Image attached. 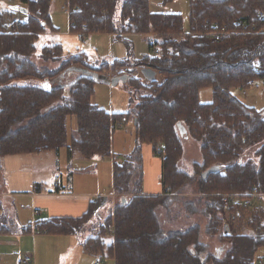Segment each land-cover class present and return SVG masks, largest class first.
Segmentation results:
<instances>
[{
    "label": "trees",
    "instance_id": "trees-1",
    "mask_svg": "<svg viewBox=\"0 0 264 264\" xmlns=\"http://www.w3.org/2000/svg\"><path fill=\"white\" fill-rule=\"evenodd\" d=\"M20 1L27 7L26 21L0 13V157L65 147L71 158H107L113 155L116 123L125 118L135 148L113 165L112 189L120 198L108 207L96 239L86 242L89 249L103 251L98 253L114 264H257L256 253L264 247V200L225 208L222 198L264 194V109L248 106L232 93L264 81V0H189L186 21L179 13L151 12L149 0H63L71 33L82 40L106 33L127 46L126 58L100 66L83 51L65 54L59 43L38 52L41 34L56 31L50 0ZM222 27L228 36L221 40L206 36ZM126 34L148 35V53L141 59L133 57ZM34 54L58 66L41 67L31 60ZM132 66H148L162 79L142 84L129 76ZM73 67L95 75L85 73L76 80ZM103 69L119 70L114 78L124 77L134 104L128 112L110 113L91 102L96 83L109 79L100 74ZM208 87L212 100L201 103L198 93ZM179 126L200 143L201 161L190 173L178 165L183 154ZM68 131H73L70 137ZM146 144L161 159L160 195L142 193L141 148ZM159 145L162 153L156 152ZM193 181L197 193L208 196L206 233L221 240L218 253L200 242L198 225L170 231L161 227L157 209L167 207ZM95 213L91 203L80 218L50 219L35 228L53 235L79 232ZM106 236L112 238L109 244Z\"/></svg>",
    "mask_w": 264,
    "mask_h": 264
},
{
    "label": "crops",
    "instance_id": "crops-1",
    "mask_svg": "<svg viewBox=\"0 0 264 264\" xmlns=\"http://www.w3.org/2000/svg\"><path fill=\"white\" fill-rule=\"evenodd\" d=\"M64 8H66L65 2H64ZM188 12H189V9H188ZM66 13L68 16L67 11ZM68 24H69V17H68ZM54 28L56 27L54 26ZM69 31H70V24H69ZM56 33H59L57 28H56V31H47L41 34L40 38L46 35H55ZM99 35H105L107 37L108 47H111L113 42L114 43L121 42L115 39L112 35L106 34V33L105 34H92L91 36H94L96 37V39H99L98 38L100 37ZM133 36L142 37V39L146 42V44H148L147 42L148 35L126 34V35H123V38L131 41V37ZM208 37L211 38L210 36ZM211 40L215 41L212 38ZM91 43H93V40ZM131 43L133 44V41H131ZM60 45L62 46V49L65 52L63 45L62 44ZM83 49L84 50H81V51L85 52L87 55L90 52H93V53L95 52V49L92 50L93 47L92 45H90V41H88V43H85V46ZM147 52H148V45H147L146 53ZM65 54L67 53L65 52ZM67 55H71V54H67ZM106 56H107V59H105V56H103L101 59L96 58V60L92 63H96L98 61L99 62H111L112 60H114V58L108 55ZM47 63L48 62L45 61L43 65ZM138 68H133V66L130 67V69H128L129 71H131V74L129 76L135 79H139L141 83H144L145 81L146 82L152 81V80L145 79L140 73L141 68L139 69ZM146 68H150V67L147 66ZM136 69L139 72V74L138 72H136ZM76 73H77L76 80L85 76L84 75L85 73L82 71L76 70ZM158 76L159 75L157 71H155L154 80H157ZM67 78H68L67 76L64 77L62 81H64ZM120 78L121 79L111 78V79H108V81L110 82V84H112L111 81L113 79H119L118 82L119 81L125 82L124 77H120ZM69 79H71V77H69ZM158 79L160 81L162 77ZM73 82L71 84H73ZM200 91L198 93V99L200 98ZM211 92H212V89H211ZM94 99H95V96L93 93L91 97V102L95 104L98 108H101L97 105L98 103H95ZM211 100H212V97H211ZM101 109H104V108H101ZM128 109H129V103H128ZM104 110L110 113H118L117 111L113 109V106L112 108H109V110H106V109ZM127 124H129V122L119 121L116 123V127L121 128V127L126 126ZM131 131L133 132V129ZM113 133L111 136V146H112L111 150H112L113 155H111L110 157H107L108 159H111L112 177H113V165L115 164V162L116 163L120 162L124 157L131 156L135 148V143H134L133 150L130 153H128V155L124 157L117 156L113 152ZM181 136H183L182 139L191 138L189 137V135L187 136L186 130H185V133ZM182 139H181V143H182ZM158 149H160L162 153V149L160 145L156 149V152ZM63 150H65V154H66L65 164L61 163L60 161L53 160L54 157H56L57 159L58 156H60V153H63L62 152ZM199 151H200V147H199ZM248 155L252 156V152L249 151ZM158 156H159L158 154L157 155L154 154V151L151 145L146 144V145H143V147L141 148L142 173H143L142 193L145 195L155 196V195H160L162 192V186L160 182L161 181L160 180L161 159ZM92 159L93 160L97 159V161H99L105 158H100L99 156H93L90 159H83V158H79L78 155H75L74 157L71 158L69 156L68 150L65 147H62L58 151H46V152L35 153V154H28V153L8 154V155L1 156L0 157V240L1 239H8V240L16 239L18 242H20L21 240L30 242L32 240L33 243H35L36 251L34 254H32L31 252L29 253V255H31L32 257V261L30 264H47L48 261L54 263V256H55V261L57 258L61 259L59 260V264H62V263L63 264L64 263L66 264H94L95 262H101L103 264H114V259L110 257H106L105 254L98 253V252H103V251H95L93 249H89V246L86 245L87 241L95 240L97 237V231L100 228V224H102V221L104 220L103 213L101 214V211L103 210V208L107 206L109 207L110 205L111 207L115 206L114 204H112L114 202V198H106V196H104L106 200V204L101 205L102 200L95 202V200L99 196L94 198L95 195H92V193L87 189V186L84 187V185H81L80 186L81 188L78 189L79 183L75 182L76 177L86 176L88 174L92 175V174H90L91 172H87L88 167H80V166L75 167L73 163L75 161H92ZM94 166L95 168L97 167L96 164ZM61 168L64 169V171L66 172V175L68 176L65 182L63 181L62 173L60 172ZM98 171L99 170L97 169L96 172ZM44 172H45V177H43ZM51 174H52V177H51ZM55 177H57V179H55ZM263 200L264 198L257 199L253 201L251 205H244L243 202L240 201L237 203H229L227 205H224L223 207L227 208L230 204H242L243 206L252 207L254 205H258V203L255 204L256 202L260 203V201L263 202ZM191 202H194V200H192ZM91 203L96 213L93 216V218L90 219L79 232L53 235V234L46 233V232H38L35 228V225L37 223L46 222L50 219L80 218L88 211ZM187 208L190 209V204H188ZM35 210L38 211V214H35ZM193 225H197V224H193ZM29 226L31 227L30 229L28 228ZM180 230H185V229H180ZM199 230H200V227H199ZM87 231H89V233H86ZM79 235H94V236L87 237L86 239H84V237L81 238L80 241H78V245H77L74 239L75 237L79 238ZM53 238L62 239V240H57V241H62L63 247H64L63 249L57 251L56 253L44 247L46 245H49ZM111 240L112 238H109V240L106 239V237L104 238V241L108 244L111 242ZM52 242H55V241H52ZM42 243L44 245L42 246L44 258L41 257V251L39 249V246ZM73 245H74V248L77 246L76 249L79 250V254H80L79 260H73L71 258L73 254ZM220 249L218 250V252L221 251ZM28 250L30 249L28 248ZM263 250H264V247L260 248L256 253L257 264H264V257L259 256L263 253ZM259 252L261 254H258ZM25 253H28V252H25ZM22 257L23 255L17 257V264H22L21 263ZM51 257H53V259ZM15 263H16L15 260H13L10 264H15Z\"/></svg>",
    "mask_w": 264,
    "mask_h": 264
},
{
    "label": "rangeland",
    "instance_id": "rangeland-1",
    "mask_svg": "<svg viewBox=\"0 0 264 264\" xmlns=\"http://www.w3.org/2000/svg\"><path fill=\"white\" fill-rule=\"evenodd\" d=\"M188 2L189 0H173L172 3L164 6L161 3V0H149V9L151 12L158 13H179L183 16V18L187 19L188 16ZM27 9L26 5L22 3L20 0H0V13H10L12 14L13 19H17L18 21H26L27 19ZM49 14L51 17V22L53 26L58 29L59 33L55 35H46L42 36L37 42V50L38 52L42 47L47 45H54L60 43L63 45L65 52L67 54H73L84 50L85 43L90 41V45H92L95 52H90L88 56L91 62H94L97 59H101L105 56H110L116 59H124L127 57L128 48L123 42H113L111 47H108V39L105 35H99V39L91 35H86L83 37V40L80 39L74 33H70L69 24H68V16L64 8V2L62 0H50ZM225 27V26H224ZM82 35V34H81ZM211 39V38H210ZM93 40V43H91ZM131 41H133V57L137 59H141L144 55H146L147 44L140 36L131 37ZM85 42V43H84ZM31 60L35 62L37 65L41 67H47L48 69H54L58 66L57 62L47 61L48 63L43 65L45 60L39 58L38 55H33ZM102 62L93 63V65L100 66ZM78 71H82L84 73H88L89 75H95L92 70L83 69L79 67H73ZM138 68V67H136ZM142 69V67H139ZM138 68V69H139ZM146 68V67H144ZM100 74L106 75L109 79L116 77L119 70L110 71V70H101ZM136 72L137 69H136ZM139 74V72H138ZM160 78V76H158ZM157 78V80H159ZM146 82V81H145ZM142 83V84H145ZM63 84H67V81H62ZM147 83V82H146ZM94 96L95 103L101 108L109 110L112 108L118 113H126L130 108L134 105L130 102V90H128L127 85L124 81H119L118 83L112 85L109 81H101L100 83H96L94 86ZM244 92V94H243ZM70 93L69 88H64V95L68 96ZM211 89L205 88L200 91V101L203 103H208L211 101ZM235 97L240 99L243 103L248 106L255 107L256 109H264V81H257L251 87V89H235L232 91ZM112 103V104H111ZM129 103V109H128ZM109 107V108H108ZM124 122V121H122ZM132 125L131 123L127 124L124 127L116 128L113 133V152L119 156L124 157L128 155L133 150L134 147V135L131 131ZM73 131H68V136L72 134ZM182 147H183V155L179 162V167L183 171L192 172L193 164L201 161L200 156V143L197 141L186 138L182 139ZM60 153V156L53 160L60 161L61 163H66V154L65 150ZM74 166L80 167H88L87 172H91L92 175L80 176L76 177L75 182L79 183L78 189H80L81 185L87 186V189L95 195L94 198L98 197L95 201H99L102 198H114V202L112 204H116L119 201V195L114 193L112 189V167H111V159L105 158L103 160L97 161V159H92V161H75ZM97 165L95 168L94 165ZM97 169L99 170L98 172ZM62 173L63 181L65 182L68 176L63 168L60 169ZM94 174V175H93ZM43 177H45V172L43 173ZM52 177V174H51ZM193 190V192H192ZM197 191V183L193 181L192 183H188L183 186V190L180 189L176 195L172 196L173 200H170V204L167 207H160L157 209V214L159 217V221L161 223V227L164 231L170 230H180L187 229L191 227L193 224H197L200 227L199 231V240L205 245L206 250L210 253H216L221 248V240L216 236H212L206 233V225L208 222L209 216L205 217L203 214L205 211V198L208 197L206 194H201L195 192ZM195 192V193H194ZM111 195V196H110ZM264 195V194H262ZM115 196V197H114ZM237 194H223L222 205H226L227 200L230 198H236ZM194 200V202H191ZM190 202V203H188ZM188 204H190V209L187 208ZM111 207V205L109 206ZM113 208V207H111ZM103 213V219L107 217L109 214L108 206L103 208L101 214ZM203 213V214H202ZM97 218V217H96ZM104 221V220H103ZM86 233H89L87 231ZM94 235H79V238L75 237V243L78 245V241L84 237H92ZM41 237V236H39ZM109 236H106V239L109 240ZM62 239L53 238L52 242L49 245L44 246L43 243L39 246L41 251V257L44 258V253L42 251V246L48 248L55 253L61 249H63L62 241H57ZM28 248L30 250H28ZM74 248L73 245V260H79L80 254L79 250ZM36 251L35 243L31 240L27 242L25 240H21L18 242L16 239H1L0 240V264H10L13 260H15V264H17V257L24 256L25 254H29L30 252L34 254ZM28 252V253H25ZM262 252V251H260ZM258 254H261V253ZM259 256L264 257L263 253ZM53 259V257H51ZM59 258L54 263L48 261L47 264H59ZM63 264V263H62ZM66 264V263H64ZM211 264V263H209Z\"/></svg>",
    "mask_w": 264,
    "mask_h": 264
},
{
    "label": "built area",
    "instance_id": "built-area-1",
    "mask_svg": "<svg viewBox=\"0 0 264 264\" xmlns=\"http://www.w3.org/2000/svg\"><path fill=\"white\" fill-rule=\"evenodd\" d=\"M206 34L208 36H210L215 41L221 40V38L228 36L227 29H225L223 27L219 28V29L218 28L210 29L208 31V33H206ZM121 121H125V118H122ZM157 153H161V150L158 149ZM55 179H57V177H55ZM235 197L236 198H230L229 200H227L226 203L229 204V203H237V202L242 201L244 205H251L254 200L264 198V195L259 194L258 192L254 191V192L250 193L248 196L243 197L242 199H240L239 196H235ZM35 214H38L37 210H35ZM111 231H112V229H111ZM31 261H32V257L29 254H25L21 259L22 264H30ZM94 264H103V263L95 262Z\"/></svg>",
    "mask_w": 264,
    "mask_h": 264
},
{
    "label": "water",
    "instance_id": "water-1",
    "mask_svg": "<svg viewBox=\"0 0 264 264\" xmlns=\"http://www.w3.org/2000/svg\"><path fill=\"white\" fill-rule=\"evenodd\" d=\"M140 73L147 80H153L155 78V71H153L150 68H142V69H140ZM119 79H121V78H119ZM119 79H113L111 81V83L116 84ZM122 80H123V78H122ZM178 130H179L180 135H183L185 133V129L182 128L181 126L178 127Z\"/></svg>",
    "mask_w": 264,
    "mask_h": 264
}]
</instances>
